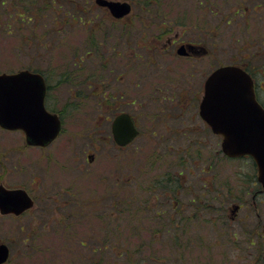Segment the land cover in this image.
Instances as JSON below:
<instances>
[{"label":"rangeland","instance_id":"1","mask_svg":"<svg viewBox=\"0 0 264 264\" xmlns=\"http://www.w3.org/2000/svg\"><path fill=\"white\" fill-rule=\"evenodd\" d=\"M119 1L132 3L129 15L147 7L154 10L155 27L151 34L155 57L159 54L158 66L152 69L156 73L155 82L145 79L138 87L124 84L126 95L151 93L154 85L159 86V93L169 95L186 88V100L180 103L184 104L183 109L187 108L183 116L190 117L192 108L188 105L195 92L190 90L191 81L181 76L184 60L175 52V41L171 47L167 46L166 52L163 47L173 38L179 41L183 35H191L180 31L198 24L201 12L197 0ZM218 2L224 17L221 12L214 31L220 34V64H224L229 62L228 37L234 32L235 24L232 20L227 23V19L242 8H249L252 13L254 3L263 4L256 9L264 8V0ZM45 4V0L27 3L25 15H31V19L25 18L21 24L18 19L16 22L8 20L0 11V73L21 69L42 72L50 85L48 105L63 118L61 132L44 148L28 146L20 130L0 129V184L26 189L34 201L19 216L0 213V243L10 249L4 264H264V231L258 232L259 227H264V203H258L257 208L251 205L252 200L264 202V193L242 194L237 187L244 179L253 178L251 167H238L236 161L220 157L214 170L200 172L204 180L197 175L198 168H195L197 174L190 173L185 179L179 165L183 152L175 145H172L171 162L166 159L139 161L136 153L149 154V148L150 152L153 147L162 150L161 153L167 151H163V145L156 144L157 135L149 133L151 126L147 120L150 119L136 101L123 105L139 113L140 124L147 135L124 149L114 145L106 133L110 132V122L102 119L105 111L101 108L105 103L101 91L116 95V88L122 84L115 79L116 67L107 74L106 80L100 78V52L101 43L108 36V41L115 42L125 34L122 29L125 23L110 20L106 9L95 0H85L82 6L87 12L80 18L60 17L54 23L51 14L58 8L44 11ZM64 4L56 16L65 12L70 15L75 11L73 5L78 7L80 0H64ZM40 10L45 12L44 17H38ZM183 19L188 23L186 26ZM165 26H171V30L162 31ZM116 29H120L119 32ZM92 38L100 44L92 46L89 43ZM251 61L255 66L262 65L264 48L253 47ZM88 74L94 77L84 83ZM156 95L159 96L157 92ZM159 100L162 105L167 101L163 113L170 111L178 115L180 108L175 106L178 102L175 97L171 101L159 96ZM183 121L184 118H171L168 123L180 126ZM190 121L186 118L185 123L189 125ZM161 126H156L160 132L163 131ZM136 144H140L144 152H136ZM88 154L93 155L92 161L87 159ZM191 158L196 162V153L189 151L186 159L189 166ZM197 164L203 166L206 161ZM240 169L251 176H241ZM154 177L163 181L170 177L173 186L157 196L154 188L159 186L152 182ZM229 188H236V192L244 196V208L248 207L251 212L248 216L256 218L252 220L253 231L249 236L243 237L237 232L236 221L229 218L234 200ZM173 192H177L176 196ZM66 198H72L74 215H68L62 205ZM126 199L136 207L134 218L128 217L129 210L124 208L129 206ZM115 202L121 213L118 218L114 212ZM101 206L114 209L111 216L103 215ZM155 207L160 212L157 217Z\"/></svg>","mask_w":264,"mask_h":264},{"label":"flooded vegetation","instance_id":"2","mask_svg":"<svg viewBox=\"0 0 264 264\" xmlns=\"http://www.w3.org/2000/svg\"><path fill=\"white\" fill-rule=\"evenodd\" d=\"M151 2L152 0H148ZM219 0H197V6L200 10L201 14L197 18V23L193 25H189V28H185L188 23L185 22V19H183V25L180 31V33H188L190 32L191 35L186 34L183 35L184 37L181 38L179 41L177 39L173 38V40L168 41V44H166L163 47V50L166 52L167 46L171 47V43L173 41L176 42L175 46V52L177 55L183 58V66H182V78H185L191 81L192 87L190 90H194L195 96L194 99H190L191 102L189 103L188 107L192 108V111L189 116H183V112L187 109H183L182 107L184 104H181L180 102H183L186 100L185 96V89L178 92H174L171 95L167 93H159L160 88L158 85H154L152 87V92L149 91L144 94H138L134 96H127L125 93V90L123 88L124 84L126 86L128 85H134L138 87L140 85V81L147 80V82L153 83L155 82V74L152 72L153 66L157 65L156 58L155 57V41L153 40V35L151 32L153 31V28L155 27V18L154 16V10L151 8L147 9H141L138 10L135 14L129 15V13L132 11V3L131 8L128 11V13L116 17L111 14L108 8L102 6L106 9V15L109 14L110 20H114L117 22H124L125 24L122 25L123 32L125 33L128 38L124 39V35H121V38L119 40L114 41H108L107 39L101 43L102 45V54L101 56V73L100 75L101 79L108 78V73L110 74L115 67L118 68L116 70L115 79L120 82L121 87H117L116 95L112 92L110 95L107 94L104 90L101 91L103 101L105 103V107L101 108L102 111H105V114L103 115L102 119L104 121L110 122V132H106L107 136H109L110 140L114 145H116L120 149H124L125 147L133 144L136 142V140L140 137H143L146 134L145 128L140 124L139 120V113H135L130 111L128 108L124 107V103L130 104V103H137V106L142 110L145 111L147 118L150 120L148 121V124H150V130L149 133L153 135H157V145H163L164 147L163 151H167L166 153H161L162 150L157 149L156 147H153L152 151L150 152L151 148H149V154L144 153H136L137 158L139 161L141 160H149V161H156V160H168L169 162L173 159V154L171 151L174 150L172 148V145H175V147L180 148L182 150V157L179 160V165L182 167L183 178L186 179L188 174L190 173H196L197 170L195 168H198L199 174H197L200 179L204 180L205 176H201L200 172L209 173L210 171L214 170V164L215 162H218L219 164V158L223 157L228 160L236 161V166L238 167H245L246 165H249L251 167L250 171H252L254 174L252 175L253 178L246 180L244 179V182L241 183L240 186H237L239 188V192L242 194H248L249 192L254 193L255 195L263 194L264 193V186L261 184V182L258 180V167L255 162V159L252 155L249 153H238V154H228L226 153L222 148V143L225 138L223 132L218 130L219 122H220V115L219 114H205V111H217L219 110V106L211 107L208 105H204V100L206 97V90L208 89V79L210 75L215 71L217 68L223 65H232L235 67H238L241 69L251 80L252 90L255 97V100L258 102L260 107L264 110V61L262 62V65L255 66L252 64L251 58H252V48H264V8L256 9V6L262 7L263 4L260 3H254L252 13L249 11V8H242L241 11H234V17L228 18L227 23H230L231 20L235 21L233 30L234 32L228 37L229 38V62L220 64V34L217 31H214L218 27V24L220 22L219 14L222 12V9H220ZM143 5H145L143 3ZM151 4L148 3V6L150 7ZM146 6V5H145ZM257 13V14H254ZM186 13V12H185ZM224 17V11L222 12ZM105 16V15H104ZM222 16V15H221ZM235 16L238 18L236 19ZM158 17V14H157ZM191 26V27H190ZM124 27V28H123ZM188 27V26H187ZM120 30V29H119ZM118 29L115 31L119 32ZM171 30V26L164 27L162 31H169ZM107 32V30H104ZM123 38L124 41H121ZM92 46H95L100 44V41H94L91 40L89 42ZM113 43V44H112ZM130 43V44H129ZM125 49H127L125 51ZM129 49V51H128ZM91 51V50H90ZM90 51H87L88 54H90ZM111 53L110 56H108V53ZM260 55V53H259ZM90 57V56H88ZM112 62H115V64H112ZM158 66V65H157ZM258 67H261L259 69ZM142 69V70H141ZM151 69V71H150ZM145 71V72H143ZM38 72V71H34ZM43 76L44 82H45V94H44V105L46 109L51 112L58 115L60 122H61V128L63 124V118L57 112L55 109H52L50 105H48V92L50 90V85L46 82V76L42 72H38ZM79 75V73H77ZM102 76V77H101ZM94 77L93 74H88V78H85L86 80H91ZM84 78V77H83ZM84 82V83H85ZM263 83V85H262ZM90 83H88L89 85ZM194 84V85H193ZM107 85V83L105 84ZM148 85V84H145ZM187 86V84H186ZM214 84H212V87ZM158 93L160 98L166 99L169 98L171 101L173 100V97H175L178 100V104L176 103L175 106L177 108H180L178 115H172L170 111L168 112H162V109H166V103L167 101L164 100V103L162 105V101H158V95L155 96V93ZM184 93V94H183ZM75 95V94H74ZM194 100V101H193ZM162 106V107H161ZM243 105H237L234 106V109H240ZM120 113H126L131 118V121L133 122L134 127L137 130L136 135L134 138L125 145H120L116 142L114 139L113 133H112V121L113 119ZM142 114V113H141ZM142 117V116H141ZM171 118L181 120L184 118V121L181 123L180 126H176L175 124H169L168 121H170ZM186 118L191 119L189 125L185 123ZM233 121L230 122L231 125H234L237 128L241 127L238 122H236L235 116H233ZM145 119V118H144ZM211 119L212 121H209ZM158 124H162L163 131L160 132L156 128ZM60 128V132H61ZM1 130H6V128L0 126ZM21 131V130H20ZM22 132V131H21ZM59 132V133H60ZM242 132V130H241ZM24 134V132H23ZM57 138V137H56ZM55 138V139H56ZM25 143L28 146H37L40 148H44L51 144L47 143L45 145H32L27 143L26 136L24 134ZM140 144H136L134 146V149L138 150L136 152L144 150L139 148ZM193 147L196 149V151L192 150ZM178 149V148H175ZM191 151L192 153H196V162L191 158L190 166L187 165V157L188 152ZM150 158V159H147ZM87 159L89 161L93 160V155L88 154ZM206 161V164L203 166L198 165L197 163H204ZM181 172H178L181 173ZM241 176H251V174H247L243 169H240L238 172ZM216 174V172H215ZM210 175H214V173H210ZM177 179V178H174ZM169 181V182H168ZM165 183H167V189L171 188L172 180L171 178H167L164 180ZM181 185L183 184V181H180ZM6 188H22V187H7L3 184H0ZM26 190V189H25ZM27 191V190H26ZM230 196L233 195V201H232V207L230 208L231 216L229 217L231 221L235 220L237 223V232L241 233L243 237H246L247 235L252 234V220H255L256 218H250L248 215L251 214L249 211V208H244V200L243 195H239L236 192V188H229ZM28 192V191H27ZM29 194V192H28ZM30 195V194H29ZM255 195L252 197L255 198ZM31 196V195H30ZM32 197V196H31ZM33 198V197H32ZM253 202L251 205L258 207V203L262 204L264 203L263 200H252ZM62 205H64L66 208L71 207L72 205V198L63 200ZM65 208V209H66ZM243 208V211L241 212V209ZM26 211V210H25ZM23 211V212H25ZM22 212V213H23ZM240 212V213H239ZM4 215H10V216H19L15 215L11 212L8 213H2ZM238 214H241L240 216ZM225 217V216H224ZM224 217H220L222 220ZM261 218V217H260ZM101 223V222H100ZM261 233L264 231V227H259L258 232ZM81 244H83V241L80 240ZM9 247V246H8Z\"/></svg>","mask_w":264,"mask_h":264},{"label":"water","instance_id":"3","mask_svg":"<svg viewBox=\"0 0 264 264\" xmlns=\"http://www.w3.org/2000/svg\"><path fill=\"white\" fill-rule=\"evenodd\" d=\"M120 17L130 10V3L119 0H95ZM204 105L218 107V130L225 138L223 150L231 155L251 154L258 167V180L264 186V110L254 98L250 78L238 67L223 65L208 79ZM212 84L214 86L212 87ZM45 82L38 72L21 69L0 73V126L22 129L27 143L45 145L59 133L61 122L57 114L49 112L44 105ZM243 105L240 109L234 106ZM233 116L240 128L231 125ZM209 121H212L209 119ZM112 133L120 145L129 143L137 133L126 113L118 114L112 121ZM33 199L24 188H6L0 185V212L20 214L33 205ZM9 247L0 243V264L7 261Z\"/></svg>","mask_w":264,"mask_h":264},{"label":"trees","instance_id":"4","mask_svg":"<svg viewBox=\"0 0 264 264\" xmlns=\"http://www.w3.org/2000/svg\"><path fill=\"white\" fill-rule=\"evenodd\" d=\"M45 1H46V4L44 5L45 6L44 9H43L44 11H51V10L53 11V9H56L55 7H57L58 9H61V7L63 5H65L64 4V0H45ZM29 2H33V0H0V11H2L3 16L6 17L8 20L13 19L12 21L16 22V20L18 19L17 20V21H19L18 23L21 24L23 21H25V18H27L29 20L31 19V15L30 16L25 15L26 5ZM82 4H85V0H80V4H79L78 7H77L76 4H74L73 7L75 6L74 7L75 11L72 12L70 15L67 12H65L61 16H56V14L59 12L58 9H57L55 12H53L51 14V17H53L52 20L55 23L56 20L59 21L60 17L65 18L66 16H68L70 19L72 18V20H74L75 17L77 19L80 18L82 13H86L87 12V10L85 11V8L82 6ZM43 10L38 11L39 12L38 13V17L39 18L44 17L43 13H45V12ZM32 16H34V15H32ZM8 20L6 21V23L9 22ZM86 21L88 22L89 20H86ZM6 26H7V24H5V27ZM92 40H94V39L92 38ZM94 41H96V40H94ZM153 181H154L155 185L159 186V187L154 188V190L156 189L155 192L157 193V196H159L160 193L161 194L165 193V191L167 189V183H165L161 178H155V177L152 178V182ZM173 194H174V196H176L177 192H175V193L173 192ZM125 201L128 204L130 203L129 199H126ZM116 205H117V202H115V210L111 209L110 207H104V209H103V206H101L100 209H102L103 215H107V216H111V214H112L111 210H114L115 217L118 218L119 214H121V213H120V210L116 207ZM133 205L129 204L130 207L129 206L128 207H124V208H128V210H129L128 211V217H132V218L136 217L135 214L137 213V210H135L136 207L133 206ZM124 208H122V209H124ZM66 209H67V214L68 215H74L75 214L74 205H72L71 207L66 208ZM94 209H97V208L95 207ZM153 209H156L155 210V214H154L155 217L159 216L160 212H159V210H157L159 208L155 207ZM94 213H95V211L92 209V214H94ZM98 215H99V217L103 218L102 214H98ZM101 224H103V222H101ZM103 225H105V224H103Z\"/></svg>","mask_w":264,"mask_h":264}]
</instances>
